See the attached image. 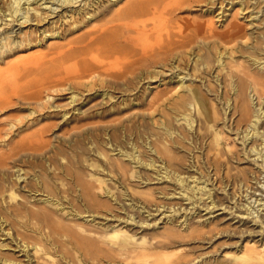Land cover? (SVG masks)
<instances>
[{
    "label": "bare ground",
    "instance_id": "obj_1",
    "mask_svg": "<svg viewBox=\"0 0 264 264\" xmlns=\"http://www.w3.org/2000/svg\"><path fill=\"white\" fill-rule=\"evenodd\" d=\"M39 1L0 0V62L5 61L11 52L23 51L35 45L33 30H23L22 27L49 20L48 11L39 9ZM57 1L69 4L79 0ZM187 1L133 0L127 6L104 15L101 24L82 32L75 44L65 50L60 49L48 59L49 64L45 62L44 52H40L20 55L9 63L5 71L0 69V228L7 235L14 233L17 245L21 247L22 244L29 250L28 264H264V236L257 240L248 239L236 245L234 252L227 251L221 256H214L213 250L198 251L203 244L196 242L207 241L208 236L206 225L201 223L189 221L184 228L179 229L165 227L143 235L139 241H133L130 237L119 240H115L114 236L110 239L106 235L97 237L83 225L63 223L55 216L51 205L64 203L62 198L73 185L76 190H80V195L89 193V184L79 177L76 170L83 149L76 138L78 133L62 136L55 131L52 134L54 141H51L46 137L50 128L43 126L16 138L20 129L49 117L46 110L59 106L54 98L60 93L70 89L72 94L69 99L75 101L80 92L76 87L78 79L98 75L109 84L129 90L130 81L148 71L150 66L156 68L168 60L179 66L180 62L187 59L193 64L194 72L190 76H194V79L185 85L187 73L179 75L182 88L178 94V110L191 126L192 121L186 111H191L189 105L193 106L198 130H204V133L199 132L196 136H202L207 158L215 163L211 170L213 173H207L204 179L202 174V183L199 185L197 182L190 189L196 194H200L201 190L210 192L211 188L206 191L209 179L213 174L214 178L220 177L217 176L218 170L234 162L235 151L231 149L227 153L217 139V126L221 121L225 127L232 122L239 124L236 129L242 132L244 145L249 148V152L252 150L258 156H254V161L259 163L260 172L264 173V121L258 123L264 117V17L257 14L261 9H257L250 20L253 29L249 33L239 34L246 24L239 16L232 15L229 20L232 29L225 36H220L230 42L239 39L240 48L220 44L212 34V21L196 25L187 20L176 21L165 33L160 32L148 39L151 30L157 31L163 22L171 20L168 17L170 10ZM107 2L104 5V0H86L81 8L93 17L97 12L120 3L119 0ZM244 2L238 0L236 4L244 9ZM52 3L55 4V0ZM48 10L53 13L57 7L49 6ZM67 16L74 17V14L72 12ZM16 25L18 29H14ZM7 26L8 29H5ZM79 26L76 24L74 28ZM232 30L235 31L229 36ZM47 31L45 28L42 33L49 35ZM242 46L246 49L243 50ZM235 49L239 52L235 53ZM202 66L207 71L213 68L217 70L215 77L220 78L222 86H217L216 93L210 88V78L205 84L208 90L202 87L201 82L195 81V71ZM32 73L38 78L23 86L18 84L19 78ZM222 73L225 74L224 80ZM8 76L13 79L6 82ZM254 95L257 109L252 104ZM14 109L19 112L8 113ZM254 116L258 121L253 119ZM158 126L162 127L163 124ZM167 128L170 130L171 126ZM92 129L91 126L79 131L92 138ZM161 134L158 132L151 140L160 141ZM253 137L252 143L246 145V141ZM179 143L183 146L181 141ZM150 144L157 156L148 154L147 160L132 150V158L146 166L161 160L166 178L171 176L183 185L185 182L190 185L188 179L192 175H183L185 171L181 168L182 163L170 153L168 147L164 143L162 148L155 143ZM165 152H168L166 157L162 154ZM244 152H247L246 149ZM247 155L251 156L250 153ZM259 157L261 159L258 162ZM177 164L179 167L174 166ZM193 177L192 182H196L197 177ZM219 189L223 190L224 187L218 185L216 191ZM136 192L141 194L142 191ZM37 194V198L42 201L32 200ZM221 198L218 194L212 197L207 208L209 205L218 209L226 208ZM259 199H262L258 203L259 209L263 210L264 199ZM241 207L246 208L241 213L247 214L248 218L257 212L256 218L252 215L250 220L245 218L243 222L258 220L259 227L264 226V214L258 213L250 202L243 203ZM76 213L81 212L76 210ZM216 221L219 222L220 218ZM208 238L210 241L211 237ZM5 259L0 257V263ZM8 264L27 263L10 259Z\"/></svg>",
    "mask_w": 264,
    "mask_h": 264
},
{
    "label": "rangeland",
    "instance_id": "obj_2",
    "mask_svg": "<svg viewBox=\"0 0 264 264\" xmlns=\"http://www.w3.org/2000/svg\"><path fill=\"white\" fill-rule=\"evenodd\" d=\"M85 1L60 4L61 2L55 0L53 4L52 0H40L39 9L48 11L49 20L36 21L32 26L22 27L23 30H33L35 45L23 51L16 50L9 53L6 60L0 62L1 71H5L10 62L23 54L44 52L45 62L49 64L48 59L56 55L60 49L65 50L71 44H75L76 38L82 32L101 24L104 15L116 11L119 7L127 6L133 0H119L120 3L117 5L97 12L93 17L81 8ZM206 1L189 0L170 10L168 17L171 20L163 22L161 30H151L148 39L154 38L160 32L165 33V30L168 27L172 28L176 21L187 20L195 25L212 21V34L220 44L240 48L239 39L230 42L220 37L225 36L226 32L232 29L229 24L232 15L239 16L246 24L239 33L242 35L253 29L250 20L257 9H261L257 14L264 17V0H244V9L236 4L238 0H223L222 4L221 0H215L214 3H206ZM108 2L104 0V5ZM49 6L57 7V10L52 13L48 10ZM252 10L254 12L250 15ZM72 12L74 17H65ZM76 24L80 26L74 28ZM11 27L10 25L9 28ZM45 28L49 35L42 33ZM5 29H8V26ZM14 29H18V25ZM207 30L209 32L210 27ZM234 31L232 30L229 36ZM242 49L246 47L242 46ZM238 52L235 49V53ZM179 64L176 66L174 62L168 60L166 64H160L156 68L150 66L148 71L130 81L129 90H125L120 85L109 84L98 75L85 76L78 79L76 87L80 92L75 101L69 99L72 94L70 89L60 93L54 98V102L59 106L46 110L49 117L41 119L39 123L30 127L20 129L17 139L43 126L50 128L46 137L51 141H54L55 131L62 136H74V132L78 133L76 138L80 140L83 149L76 170L79 177L89 184V193L80 195V190H76L74 188L76 186L73 185L66 196H63L64 203L51 205L55 216L63 223L83 225L90 228L97 237L106 235L110 239L114 236L115 240L130 237L133 241H139L143 235L165 227L174 226L179 229L184 228L189 221L194 224L201 223L206 225L208 236L206 235L207 241L196 242L203 244L198 251L213 250L214 256H221L227 251L234 252L236 245L251 238L257 240L264 236V226L259 227L260 221L243 222L245 218L250 220L252 215L256 218L257 214L255 212L249 218L247 214L243 215L241 210L244 212L246 209L241 207L243 203L250 202L258 213L264 214V209H259L258 204L262 200L259 199L260 197L264 199V185H262L264 173L260 172L259 163L254 161V156L256 158L258 156L252 150L249 152V148L244 145L242 132L236 129L239 124L232 122L225 127L221 121L217 126L220 147L227 153L231 149L235 151L236 155L234 154L235 157L232 159L234 162L218 170L217 176L220 177L214 178L213 174L207 182L206 191L211 188L210 192L201 190L200 194H196L190 189L197 182L199 185L202 183L200 178L202 174L204 179L207 173H213L211 170L215 163L207 158L208 153L204 149L205 141L202 140V136H196L199 132L204 133V130H198L193 106L189 105L191 111H186L192 121L191 126L178 110V94L181 93L182 88L178 80L179 75L187 73L184 78L185 85L191 82L192 78L194 79V76H190L193 64L187 59ZM206 69L202 66L195 71L197 75L195 81L201 82L202 87L205 86L204 88L208 90L205 84H208L210 78V88L216 93L217 86H222L220 78L215 77L217 70ZM224 75L221 74L223 80ZM36 78L38 76L35 77L32 73L19 78L18 84L23 86ZM11 79L12 76H8L6 82ZM221 89L222 87L219 92L222 91ZM210 95L215 94L210 93ZM252 99L254 109H257L255 95ZM16 112L19 111L15 109L8 111V113ZM64 113H66L65 118ZM253 119L258 121L256 116ZM263 121L264 117L258 123L261 124ZM159 124L163 126L159 127ZM168 125L171 126L170 130L167 128ZM91 126L94 128L92 138L88 134L80 133L79 130H86V127ZM150 132L154 134L150 135ZM158 132L162 133L160 141L154 142L151 139ZM254 139L255 137L248 139L246 145H250ZM96 143L99 145L96 146ZM150 143H155L161 148L164 143L168 147L170 153L182 163L181 168L185 171L183 175L185 177L192 175L188 179L190 185L186 182L183 185L171 176L166 178L161 160L146 166L132 158V150L146 157L147 160H149L148 154L157 156ZM245 149L247 152H244ZM167 153L162 154L166 157ZM249 153L251 156L247 155ZM260 159L259 157L258 162ZM174 166L179 167V164ZM193 176L197 177L196 182H192ZM218 185L223 186L224 189L216 191ZM136 191L142 192L139 194ZM217 194L222 196L223 207L226 205V208L218 209L219 207L213 208L210 205L207 208V203ZM38 196L37 194L32 200L42 201L37 198ZM76 210L81 213H76ZM219 218L220 223L216 221ZM240 218L243 220L239 221ZM208 237H211L210 241ZM28 251L22 244L21 247L17 245L14 233L7 235L0 228V257L7 258L0 264H8L10 259L28 264Z\"/></svg>",
    "mask_w": 264,
    "mask_h": 264
}]
</instances>
